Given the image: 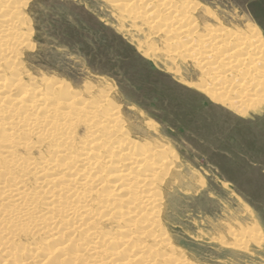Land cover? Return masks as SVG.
I'll return each mask as SVG.
<instances>
[{
    "label": "rangeland",
    "instance_id": "rangeland-1",
    "mask_svg": "<svg viewBox=\"0 0 264 264\" xmlns=\"http://www.w3.org/2000/svg\"><path fill=\"white\" fill-rule=\"evenodd\" d=\"M115 1L28 0L21 10L26 24L14 30L25 34L26 46L16 54L18 66L10 71L11 64L0 63V71L8 82L20 81L16 95L36 88L44 96L54 92L61 101L64 96L53 89L61 85L89 102L85 107L82 100L75 104L87 111L102 96L117 111L126 135L136 145L154 144L170 151L173 159H168V173L159 176L161 200L154 208L160 211L156 230L166 235L175 255L154 246L150 239L141 240L147 249H155L151 250L154 256L171 254L189 264H264V93L247 95L248 106L236 107L239 112L227 105L237 106L231 93L215 101L199 89L203 88L201 71L191 61L202 51L192 45L189 53L180 49L183 56L172 60L176 48L165 47L162 35L151 38L155 30H146L139 22L133 24L139 29H131L132 22L121 19L122 12L113 8ZM190 2L195 7L191 17L198 23L196 34L220 27L227 33L253 28V44L260 50L264 0ZM142 43L154 48L155 56L141 52ZM244 73L251 75L246 68ZM243 81L241 77L237 84ZM28 99L23 98V103ZM89 135L79 127L73 138L80 142ZM45 149L32 152V157L44 156ZM111 158L115 159L114 153ZM155 164L161 165L162 160ZM111 186L113 180L108 179L103 188L112 191L108 201L118 195ZM116 215L111 213L102 222L104 235H118L124 219L118 222ZM252 227L260 235V245L233 236V231H240L249 237ZM32 239L22 241L30 248L27 251L34 250L38 240L41 248L45 246L44 237Z\"/></svg>",
    "mask_w": 264,
    "mask_h": 264
},
{
    "label": "bare ground",
    "instance_id": "bare-ground-1",
    "mask_svg": "<svg viewBox=\"0 0 264 264\" xmlns=\"http://www.w3.org/2000/svg\"><path fill=\"white\" fill-rule=\"evenodd\" d=\"M27 1L0 0V63L11 64L10 71L18 66L17 52L26 46L25 34L14 30L26 24L21 10ZM113 8L122 12L121 19L132 22L131 29L139 22L146 30H155L151 38L162 35L165 47L176 48L172 60L183 56L180 49L187 53L196 45L202 52L191 61L201 71L203 88L198 87L215 101L231 93L237 106L227 105L239 112L236 107L247 105V95L264 93V69L258 70L264 61V42L257 40L260 50L254 46L255 29L227 33L220 27L196 34L190 0H118ZM143 45L138 46L141 52L155 56L154 48ZM245 68L251 75L244 73ZM241 77L244 83L237 84ZM7 80L0 71V256L4 257L0 264H189L170 253L154 256V248L139 243L150 239L160 249L174 250L166 235L156 230L160 211L154 208L161 200L159 176L168 173V161L173 159L170 151L154 144L136 145L102 96L87 111L83 108L89 102L72 96L64 86L54 85V91L64 96L59 101L54 92L44 96L36 88L16 95L20 81ZM78 100L84 107L75 106ZM79 127L90 135L76 142L73 136ZM42 147L44 156L33 158L32 152L42 153ZM160 159L162 164L156 165ZM108 179L113 180L116 200H105L112 192L103 191ZM114 212L116 221L124 219L118 235H104L102 222ZM251 229L249 237L240 231H233V236L260 245L258 231ZM41 236L45 246L41 248L38 240L34 250L27 251L30 248L22 241ZM103 246L111 250H100Z\"/></svg>",
    "mask_w": 264,
    "mask_h": 264
}]
</instances>
